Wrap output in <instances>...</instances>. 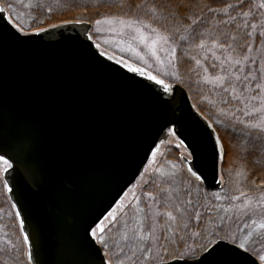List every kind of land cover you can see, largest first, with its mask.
Masks as SVG:
<instances>
[{
    "label": "water",
    "instance_id": "obj_1",
    "mask_svg": "<svg viewBox=\"0 0 264 264\" xmlns=\"http://www.w3.org/2000/svg\"><path fill=\"white\" fill-rule=\"evenodd\" d=\"M90 29L68 23L24 35L0 13V155L12 163L4 178L32 264H101L95 227L136 183L170 128L205 188L222 187L217 135L185 88L165 92L109 59Z\"/></svg>",
    "mask_w": 264,
    "mask_h": 264
},
{
    "label": "trees",
    "instance_id": "obj_2",
    "mask_svg": "<svg viewBox=\"0 0 264 264\" xmlns=\"http://www.w3.org/2000/svg\"><path fill=\"white\" fill-rule=\"evenodd\" d=\"M139 2L140 0H0V6L10 4L13 8L9 12L10 16L23 28V31L32 33L62 24L89 23L93 25L97 19L103 17H125L130 6ZM164 2L167 3L169 0H164ZM176 2H183L187 6L184 10L186 14L194 15L200 21L194 26L195 32L205 33L203 37L205 48L203 49L197 47L199 38L191 40L189 37V41L179 40L180 35L187 36L192 30L189 32L181 30L171 40L176 45V65L180 77L177 83H180L188 91L196 109L212 124L219 137L220 145L223 146L221 173L224 186L218 191L205 189L201 181H196L188 172L189 167L186 161L180 158L177 148H166L154 164L155 168L146 176V181L141 183L139 187L132 189L121 204L123 207L120 205L119 217L104 225L105 232L103 235L108 242V247L102 246L109 253L108 257L113 260V264H116L117 260L121 258L125 260V264H131L127 257L132 255V250L135 249L136 245L134 246L132 242L126 245L124 241L122 246H125L126 251L117 257V237L123 233L124 225L132 222L135 213L137 218L140 216L139 214L147 205V193L155 194L156 185L168 187L166 181L169 180L172 182L171 187L181 190L182 195L185 191L190 190V198L196 203L198 211L202 213L200 223L193 221L188 229L189 233L200 231L202 227L206 230H216L219 226L224 229L225 233L236 236L238 242L241 239H246V247L257 257L258 254H264L263 251L258 250L263 248L259 245L264 244V229H258L253 231L251 236H246L242 235L246 234V231L240 224L241 218L233 219L232 223L235 222L236 227L233 224L228 225L221 222L220 219L221 217L226 218L225 214L228 209L226 206L234 208L235 200L229 199V197L239 196L238 189L254 196L257 194L255 185L264 183V134L245 127V124L250 122V117L243 116L242 111L238 110L241 109V106L233 101L229 93L223 90L214 91L211 86L203 81L206 74L205 68L208 69L207 73H215L218 68H213L211 65L221 64L215 59V53L220 55L226 52L241 55L247 53L252 29L251 27H243L245 17L240 15V12L241 9L245 12L248 11L249 6L253 10V1L243 0L242 5L240 0H176ZM229 4L234 5V7L228 8ZM208 8H213L216 11L210 12ZM255 12L256 10L252 12L254 14L251 15V19L247 17L250 24L258 18L259 13ZM232 16L236 17L235 21L231 19ZM17 17L23 23L18 22ZM178 19L187 25L188 21L182 18ZM222 21H227V24ZM167 27L171 29L172 23H168ZM247 33H251V36H247ZM232 36H235L236 39L232 40ZM256 36L258 43L263 40L262 47L264 49V35L259 34V32L253 33L255 39ZM213 38H216V44H213ZM219 44H224L225 47L218 48ZM228 45H231V48ZM196 60L200 61L199 65ZM218 70L220 71V69ZM204 97L211 99L220 97L221 100L228 101V104L225 105L220 101L215 103L224 110L223 112L216 105L207 104ZM223 105L224 107H222ZM228 109L235 115L225 113ZM239 120L245 121V124L239 123ZM249 132L252 133L251 136L246 134ZM214 194L222 195V201L217 200ZM158 201L159 196L157 197V204ZM159 209L162 211V208L159 207ZM1 212L4 218L2 217L3 220L1 218L0 222L7 225L10 239L7 243L0 239V264H30L26 243L18 226V219L0 175ZM227 220L230 219L227 218ZM160 222L163 224V219ZM187 243L195 248L199 243V237L192 236L187 240ZM159 249L161 255L157 259L152 257L149 259L146 254L137 252L136 264H155L158 260L167 261L175 258L161 248Z\"/></svg>",
    "mask_w": 264,
    "mask_h": 264
},
{
    "label": "snow or ice",
    "instance_id": "obj_3",
    "mask_svg": "<svg viewBox=\"0 0 264 264\" xmlns=\"http://www.w3.org/2000/svg\"><path fill=\"white\" fill-rule=\"evenodd\" d=\"M240 4H243V0H240ZM187 6L183 2L177 3L176 0H169L165 3L164 0H140L139 3L131 5L129 11L125 13V17H116V18H104L97 19L95 21L96 25L107 24L112 25L113 27L119 26L121 29H131L135 35L133 39H139L141 42L145 43L148 46L149 40L152 41L150 47L155 54L156 45L158 43L168 44L170 39L176 35V33L181 30L189 32V35H180L179 40L189 41L196 40L199 38V43L197 47L203 49L205 48V43L203 37L205 33L195 32V25L200 21L195 18V16H189L184 11ZM197 7H199L197 5ZM228 8H233L234 5L229 4ZM258 8L264 9V0H261ZM13 10L12 6L9 4L7 6H0V13L11 12ZM208 11L215 12L213 8H208ZM251 14V6H249L248 11H243L241 9L240 15L245 17L243 27L256 29V24H250L247 17ZM264 16V12L261 13ZM188 21L187 25L180 22V19ZM13 18L9 15L8 20L11 21ZM18 21V17L16 18ZM233 21L236 20L235 16H232ZM227 24V21H222ZM168 23H172L173 27L169 29L167 27ZM158 25V26H154ZM17 28V31L22 32L24 35L28 33L23 32L21 26L14 25ZM163 29V31H161ZM144 30H150L153 34L152 37L146 36ZM97 31L99 29L97 28ZM194 33V34H193ZM247 36H251V33H247ZM264 35V32L261 33ZM15 39H19L18 36H14ZM232 40H235L236 37L232 36ZM216 38H213V44H216ZM220 48H224V44H219ZM231 48V45H228ZM211 50V49H209ZM171 56L176 55L175 48L169 49ZM234 51V49H233ZM111 59V57H109ZM195 59V57H193ZM219 59V57H217ZM247 59V57H244ZM159 60V57H157ZM232 61V57L229 56L221 62L220 65L213 64L211 67L219 68L221 73H226V69L223 67L224 64H228ZM120 63V61H117ZM196 63L199 65L200 61L196 60ZM235 63H240V61H235ZM131 72H139L141 75H147L149 80L155 81L156 84L163 86L165 92L171 91V85L165 83L161 79H157L156 76L147 74L145 71L138 67H133L132 65H126ZM207 73L208 69H204ZM234 74H217L214 78H209L205 75L204 79L207 83L219 85V87L224 92H230L231 98L233 100L240 101L242 99H250L258 102L257 105H253L255 113L259 115V118L254 122H249L245 124V121L239 120L241 124H245V127L248 129L255 130L260 134H264V94L254 95L248 98H245L243 93L237 94V87L231 82V76ZM235 79L239 81L241 77L239 75L235 76ZM248 79V77H244ZM255 79V77H253ZM257 89L264 93V84H257ZM228 101H225L227 103ZM243 111L245 115L252 116L254 113L249 111L247 105L244 109H238ZM235 115V113H233ZM251 136L252 133H246ZM219 140V137H216ZM183 143V142H181ZM223 152V146L220 149ZM191 155V153H189ZM186 159V157H185ZM0 163L3 165V171L7 172L12 168V163L8 159H5L4 156L0 155ZM188 172L196 181L201 180V176L197 174L193 168H189ZM169 185L168 187H163L161 185H156V193L149 192L147 193L148 200L151 203H157V197L159 196L158 206L162 208V211L155 212L152 216H146L145 219L151 221L147 225V233H145L144 225L140 224L136 229L132 230V236L129 237L128 231L124 232L123 240L127 241L130 238L136 241L135 249L132 250V255L128 256L127 259L131 261V264H136L137 252L146 254V256H151L153 248L159 247L164 252H167L170 256L175 257L176 259H185V258H196L197 264H251L249 257L245 255V252H248L246 247L247 240L237 241L236 236L231 233H225L222 227H217L216 230H206L201 228L200 231L189 233L188 229L192 225V222L200 223L202 218V213L198 211L196 203L190 198L191 191H185L184 194H181V190L174 189L171 187V180L166 181ZM255 189L257 194L252 196L249 192H245L241 189H238L240 192L239 196H232L229 199L232 200H243L244 204L237 205L236 207L242 208L246 215L255 216L256 209L264 208V183L256 184ZM217 200L221 199L218 194H214ZM151 207V204H149ZM123 207V205H121ZM249 209L251 212L249 213ZM231 209H227L230 211ZM109 218L112 221L116 220V216L113 213H109ZM163 219V224L161 225V231L166 233V235L155 237V226L159 223V220ZM211 219V218H208ZM223 222V217L220 218ZM21 225L23 221L21 220ZM248 228H251L253 231L256 229H264V218L259 221L255 218L251 219L250 224L245 225ZM127 228V225H125ZM105 227L101 225L96 232H93L92 235L96 236L100 234L99 243L108 247V242L104 238ZM248 236L252 235V232L247 234ZM192 236L199 237V243L194 248L191 244L187 243V240ZM25 240L28 239L27 236L24 237ZM162 241V243H161ZM215 242V243H214ZM231 244L233 247H228L227 245ZM211 246V247H210ZM240 249H243L244 252H241ZM124 253V246L116 245V255L120 257ZM202 255V258L200 256ZM255 254V253H254ZM109 253L104 252V257H102L103 264L104 258L108 257ZM259 260L264 264V254H258ZM29 259H31V254H29ZM107 264H113L112 259L107 260ZM116 264H125L124 259H118Z\"/></svg>",
    "mask_w": 264,
    "mask_h": 264
},
{
    "label": "rangeland",
    "instance_id": "obj_4",
    "mask_svg": "<svg viewBox=\"0 0 264 264\" xmlns=\"http://www.w3.org/2000/svg\"><path fill=\"white\" fill-rule=\"evenodd\" d=\"M252 1L254 4V8L253 10H251V14L248 16V18L251 19L252 17L251 15L254 14L252 13L254 10H256V12H258L259 15L256 21L251 22V24H256L257 28L256 29L251 28L252 36H251V39H250V42L247 48L248 51H246L247 53L243 55L228 53V52H226L223 55L215 53L214 54L215 59L219 57V59L217 60L220 63L229 56L232 57V61L229 62L228 64H224L226 73H221L218 70L219 69L218 68L215 73L205 74L209 78H214L215 75L217 74H234L231 76V82L236 85L237 90H238L237 94L243 93L245 98H248L254 95L264 94V93H261V91L257 89L256 87L257 84H264V49L262 47L263 40L258 43L257 36H256V39L253 37V33L259 32L260 34L264 32V16L261 15V13L264 12V9L258 8V5L260 4L261 0H252ZM117 17H123V16H117ZM104 18H116V16L103 17L101 19H104ZM11 22L13 23V25L18 24L16 23L14 19H12ZM18 22L23 23L21 19H18ZM97 28L99 29V31H97ZM144 31H145L146 36L152 37L153 34L151 33L150 30H144ZM134 35L135 33L131 29H121L119 26L113 27L112 25H107V24L96 25L95 22L93 24V28L91 32V37L94 39V41L97 43L99 48L104 53L108 54L109 56H113L117 59H120L126 65L130 64L133 67H138V68L143 69L145 73L156 76L157 79H161L165 83L170 84L172 88L174 84L177 83V80H179L180 78L178 70H177V65H176L177 54L173 57L171 56L170 51H169V49L171 48H175L176 50L175 43L171 39L168 44L158 43L156 45L155 54H153V51L151 50V47H150L152 41L149 40L148 46H146L145 43L141 42L139 39H133ZM218 48L220 47L218 46ZM157 57H159V60H157ZM244 57H247V59H244ZM235 61H240V63L237 64L235 63ZM236 75H239L241 77L239 81L235 79ZM244 77H248V79H244ZM253 77H255V79H253ZM203 81L209 86H211L214 91L222 90L219 87V85L207 83L205 79ZM227 93H229L231 97V93L230 92H227ZM204 99L207 101L206 102L207 104L216 105L220 111L222 110V108L219 107L217 104H215L217 103V101H220L225 105L228 104V103H225L224 100H221L220 97L218 98L213 97L212 99L204 97ZM233 101L239 103V105L241 106V109H244L245 105H247L248 110L254 113V115L249 116L250 122H254L255 120L259 118V115L255 113V109L253 107V105L258 106L257 101H253L250 99H242L240 101L233 100ZM222 107H224V105ZM222 111L224 112V110ZM225 113H228L229 115H233L232 111L229 112V109ZM242 113L244 117L245 116L248 117L247 115L244 114L243 111ZM170 147L177 148L181 159H184L185 157L191 158V155H189L188 150L185 148V146H183L180 143L179 139L177 138L173 130H169V133L166 136H164V141L161 144V146L158 147L159 149L157 148V150L164 151L166 148H170ZM158 151L155 153L153 159L151 160L148 167L146 168V176L151 172V170L155 168V166L153 165L157 161L158 154H159ZM2 169H3V165L2 163H0L1 177H2V172H3ZM218 195L223 198L222 195L220 194ZM222 198L219 200L222 201ZM244 203L245 201L242 198L241 200H235L234 208H229V206H226V208L231 209V210L230 211L226 210V214H225L226 218L223 219V222L227 223L228 225L233 224L234 227H236L235 222L232 223L233 219H237V217L241 218L240 224L242 225L243 229L245 228V231H246V234H242V235L247 236L249 232H253L251 228H248L245 226L246 224L251 223V220L249 218H255L258 221L264 218V208L256 209L255 216H251L250 214L246 215L242 208L236 207L237 205H241ZM149 204H151V207L149 206ZM157 211H160L158 204L157 203L153 204L149 200H147V205L144 208V210L141 212V214H139L140 216H138L137 218L136 213H135L132 219V222L125 224L127 225V228L124 225V227L122 228L123 233L119 237H117V240H118L117 245L122 246V244H124L123 235L125 231H128V235L129 237H131L132 230L136 229L140 224L144 225L145 233H147V225L151 221L146 220L145 217L152 216ZM250 212H251V209H249V213ZM112 213L118 218L120 210L115 209ZM3 216L4 215L1 212L0 219ZM3 218L1 220H3ZM227 218H229L230 220H227ZM160 220H159V223L156 224L155 226V232H154L155 237L166 235V233L161 231L162 224ZM111 221L112 220L108 216L107 222L111 223ZM6 226L7 225L5 223L3 224L0 222V239L4 241V243H7L10 239V234H9L10 232L9 230L7 231ZM241 240H244V239H241ZM131 242L134 244V246L136 245V241L131 238L125 241V244L127 245ZM259 246L263 248H259L258 250H260L261 252L263 251L262 253H264V244H261ZM125 251H126V248L124 246V253ZM160 251L161 250L159 248L154 247L150 257L156 258V259L160 258V255H161ZM150 257L148 256L149 259H151Z\"/></svg>",
    "mask_w": 264,
    "mask_h": 264
}]
</instances>
